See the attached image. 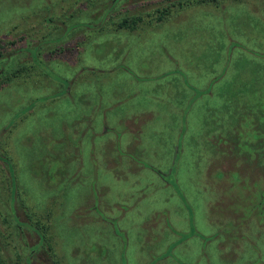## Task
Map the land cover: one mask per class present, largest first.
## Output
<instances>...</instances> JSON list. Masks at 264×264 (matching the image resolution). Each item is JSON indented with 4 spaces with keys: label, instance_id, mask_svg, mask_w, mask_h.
<instances>
[{
    "label": "rangeland",
    "instance_id": "rangeland-1",
    "mask_svg": "<svg viewBox=\"0 0 264 264\" xmlns=\"http://www.w3.org/2000/svg\"><path fill=\"white\" fill-rule=\"evenodd\" d=\"M0 81V264H264V0H0Z\"/></svg>",
    "mask_w": 264,
    "mask_h": 264
},
{
    "label": "trees",
    "instance_id": "trees-1",
    "mask_svg": "<svg viewBox=\"0 0 264 264\" xmlns=\"http://www.w3.org/2000/svg\"><path fill=\"white\" fill-rule=\"evenodd\" d=\"M153 11L155 10V12H157L158 13V16H157V19H160L161 18V16L164 14V12H165V9L163 8H155V9H152ZM162 14V15H161ZM140 21H141V17L140 16H138V15H128V16H123L118 22H116V30H124V31H127V30H133V29H135L137 26H138V24L140 23ZM10 43H11V41H10ZM78 44V42L76 41L75 42V46ZM69 45H67V49H68V51L71 49L70 47H68ZM66 46L65 45H62V48H65ZM72 47V46H71ZM58 50H60V47L59 48H56V49H52V50H50V51H47V55L48 56H51V57H55L56 56V53L55 52H57ZM17 72V71H16ZM14 73V72H13ZM0 83H2L1 81H0ZM22 215L23 216V219H22V221L24 220V221H26V217H27V215H28V213H25L24 211H21V209H19L18 208V211H17V222H18V224H17V226L18 227H21L22 226V222H20L19 221V218H18V215ZM23 221V222H24ZM35 225H37V223L35 222ZM36 228L41 232V234H38V237H41L40 239L43 241V245H46V237H44L43 235H44V232H42L41 230H43L44 231V226L43 225H40V227L39 226H36ZM31 231H33L34 232V230H31ZM40 235V236H39ZM49 248V246H47V249ZM45 258H46V256H45ZM49 260H51L50 258H49ZM53 261H55V260H53ZM52 260L50 261L51 263H48V264H52V262H53ZM38 263H44V264H47V263H45L44 262V260H42V259H39V261H38ZM54 264H56L55 262H53Z\"/></svg>",
    "mask_w": 264,
    "mask_h": 264
},
{
    "label": "crops",
    "instance_id": "crops-1",
    "mask_svg": "<svg viewBox=\"0 0 264 264\" xmlns=\"http://www.w3.org/2000/svg\"><path fill=\"white\" fill-rule=\"evenodd\" d=\"M157 232V231H156ZM158 233V232H157Z\"/></svg>",
    "mask_w": 264,
    "mask_h": 264
}]
</instances>
